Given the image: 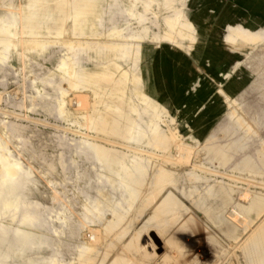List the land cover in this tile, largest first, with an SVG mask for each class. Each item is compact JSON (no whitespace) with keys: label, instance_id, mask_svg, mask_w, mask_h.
Returning a JSON list of instances; mask_svg holds the SVG:
<instances>
[{"label":"rangeland","instance_id":"374dc122","mask_svg":"<svg viewBox=\"0 0 264 264\" xmlns=\"http://www.w3.org/2000/svg\"><path fill=\"white\" fill-rule=\"evenodd\" d=\"M189 1L0 0V40L17 33L0 144L21 168L0 185V264H195L193 238L214 264H264V124L247 123L264 122V28H227L251 85L239 101L222 90L228 111L204 141L145 92L149 45L195 42Z\"/></svg>","mask_w":264,"mask_h":264},{"label":"crops","instance_id":"0c3cea01","mask_svg":"<svg viewBox=\"0 0 264 264\" xmlns=\"http://www.w3.org/2000/svg\"><path fill=\"white\" fill-rule=\"evenodd\" d=\"M187 9L198 30L192 47L185 51L151 43L142 59L143 80L151 100L204 141L228 111L222 90L239 101L251 85L240 48L231 50L225 41L226 30L230 25L264 28V0H190ZM253 121L247 123L255 133L253 125L264 122ZM235 153L242 152L235 151L232 158ZM241 160L255 163L256 156L245 154Z\"/></svg>","mask_w":264,"mask_h":264},{"label":"bare ground","instance_id":"6f19581e","mask_svg":"<svg viewBox=\"0 0 264 264\" xmlns=\"http://www.w3.org/2000/svg\"><path fill=\"white\" fill-rule=\"evenodd\" d=\"M68 3V0H63L62 4H67ZM6 33H8L13 39L16 38L17 36V33L14 31V25H12L9 29L5 30ZM49 32L52 33V30L49 29ZM59 34V33H57ZM13 39L12 40H9L7 42V45H5V41L3 40H0V64L9 59V56H11V52L14 51L15 49V43L13 42ZM35 41H38V43H41V41L39 40H35ZM6 46L8 47L9 51L8 53H6L7 51V48ZM138 53V52H137ZM70 59H64L59 65H58V68L60 70H63V69H66L69 67L70 65V62L68 61ZM73 77V75L71 74V78ZM81 102H83L82 100L83 99H79ZM146 102V101H144ZM85 104V103H84ZM84 104H81L84 106ZM77 105H79L77 103ZM81 106V107H83ZM86 106V105H85ZM84 106V107H85ZM79 106V108H81ZM62 110V108H61ZM150 128L153 132L154 135L157 134V125L154 123V122H150ZM129 130H131V128H129ZM163 134V133H162ZM181 148V147H180ZM0 149H2V154L0 155V185L3 186V187H10L13 183H18L19 184V176H20V172H21V168L19 167V165L17 163H14L7 152L4 151V148L2 147V145L0 144ZM31 175L32 174H27V180L30 181L31 183H33L35 185V182L31 179ZM164 178L165 176L160 174L156 177V186L158 187V189H156L153 193H152V196L154 199H157L161 193L163 192V189L160 188L161 184L163 183L164 181ZM37 186V185H36ZM263 200V198H261ZM260 199V203L259 204H263V201ZM33 201V197L32 195L29 196V198L27 199L26 203L27 205H30L31 202ZM42 210L44 209L45 205L44 204H41L40 205ZM10 208H14V211L17 209V206L15 205H12V206H6V210L7 211L8 209ZM22 221L25 222V223H28V222H31V223H34L35 225H37L38 227H44L46 226V223L47 221L44 220L42 218V216L40 214H34L33 212H28L27 214H25L22 218ZM159 238V236H157ZM170 240H171V237H170ZM163 242V241H162ZM171 242V241H170ZM45 244V242L43 241L40 246L43 247ZM164 244V243H163ZM165 246V245H163ZM189 247V246H188ZM190 248V247H189ZM192 255V253H191ZM193 256V255H192ZM193 260L196 264V259L195 257L193 256Z\"/></svg>","mask_w":264,"mask_h":264},{"label":"built area","instance_id":"2783aa9c","mask_svg":"<svg viewBox=\"0 0 264 264\" xmlns=\"http://www.w3.org/2000/svg\"><path fill=\"white\" fill-rule=\"evenodd\" d=\"M199 240L196 238H193L191 241V244L189 245L192 255L196 259V264H214L212 258L206 257V248H201V251H196V248L198 247Z\"/></svg>","mask_w":264,"mask_h":264}]
</instances>
